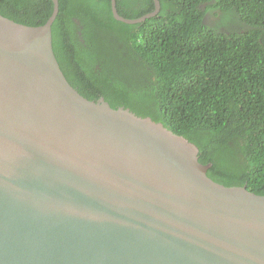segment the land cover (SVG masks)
I'll use <instances>...</instances> for the list:
<instances>
[{
  "label": "water",
  "instance_id": "1",
  "mask_svg": "<svg viewBox=\"0 0 264 264\" xmlns=\"http://www.w3.org/2000/svg\"><path fill=\"white\" fill-rule=\"evenodd\" d=\"M0 14V264H264V194L162 122L81 95L51 26ZM135 18L138 23L160 9Z\"/></svg>",
  "mask_w": 264,
  "mask_h": 264
},
{
  "label": "trees",
  "instance_id": "2",
  "mask_svg": "<svg viewBox=\"0 0 264 264\" xmlns=\"http://www.w3.org/2000/svg\"><path fill=\"white\" fill-rule=\"evenodd\" d=\"M138 23L110 0H58L52 47L84 97L162 122L198 148L207 175L264 194V0H159ZM51 0H0V14L43 24ZM135 18L153 0H116Z\"/></svg>",
  "mask_w": 264,
  "mask_h": 264
}]
</instances>
